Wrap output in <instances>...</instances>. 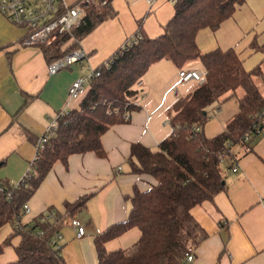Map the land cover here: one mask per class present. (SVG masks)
Segmentation results:
<instances>
[{
    "label": "crops",
    "instance_id": "crops-1",
    "mask_svg": "<svg viewBox=\"0 0 264 264\" xmlns=\"http://www.w3.org/2000/svg\"><path fill=\"white\" fill-rule=\"evenodd\" d=\"M100 10L107 16L72 48L83 50L85 56L52 74L47 64L56 59L51 58L58 48L69 45V40L60 46L57 41L51 45H21L25 26L0 12V179L18 182L29 170L37 138L50 120L77 104L78 99L67 98L68 83L108 59L136 33L150 38L159 35L174 5L173 0H107L96 11ZM196 43L201 51L233 48L243 67L252 69L263 56L257 46L264 44V0H245L216 28L199 29ZM183 67L201 73L204 70L198 60H190ZM178 70L166 58L151 64L135 84L133 102L137 108L130 112L128 120L111 125L101 135L104 154L74 153L66 165L55 161L27 200L29 210L20 218L23 224L49 208L57 212L54 227L61 234L63 264H95L94 236L125 219L135 187L142 190L154 183L151 176L131 171L130 145L140 142L156 148L170 135L171 126L164 121L170 118L174 102L188 96L195 83L182 81ZM257 81L264 85L258 78ZM241 93V89L236 90V94ZM237 109L236 95L209 105L204 133H219ZM236 162L237 171H232L230 161L222 164L225 188L213 199L191 208L207 236L191 249L193 259L184 264H264V125L249 149L239 148ZM85 193L91 195L84 207L72 216L66 214L64 203ZM71 217L84 225L82 236H76ZM12 227L9 222L0 227V242ZM139 234L137 227H131L107 240L104 246L107 250L127 247ZM18 241L15 235L4 247L1 263L15 259L13 246Z\"/></svg>",
    "mask_w": 264,
    "mask_h": 264
},
{
    "label": "trees",
    "instance_id": "trees-1",
    "mask_svg": "<svg viewBox=\"0 0 264 264\" xmlns=\"http://www.w3.org/2000/svg\"><path fill=\"white\" fill-rule=\"evenodd\" d=\"M244 1L173 0L174 12L159 35L150 38L136 33L95 67L98 74L88 79L87 89L74 107L58 112L54 134L37 151L19 183L0 179V227L7 222L13 225L11 233L0 242V254L13 236H19L13 246L15 259L0 264L64 263L60 248L49 242L57 231L54 223L59 216L55 209L49 208L23 224V204L55 161L66 165L74 153L104 154L101 135L111 125L128 120L122 114L137 108L133 102L135 84L151 64L162 58L178 69L190 60H198L204 68V80L195 82L188 96L174 102L170 135L156 148L131 143V171L151 176L154 183L142 190L135 187L125 219L94 236L95 264H184L185 253L207 236L191 208L213 199L225 188L223 162H236L239 148L249 149L264 125V88L257 83V78L264 83V44L257 46L263 53L261 60L246 70L233 48L201 51L196 43L199 29L216 28ZM106 16L105 11L87 7L80 24L57 40L58 45L69 40V45L57 47L51 59L70 52L76 41ZM237 89L242 90L240 95ZM232 95H236L237 111L223 130L207 136L203 130L209 119L207 107ZM90 195L66 201L65 213L72 216L84 207ZM48 213L50 217L44 218ZM131 227L140 231L137 240L124 248H105L107 240Z\"/></svg>",
    "mask_w": 264,
    "mask_h": 264
},
{
    "label": "built area",
    "instance_id": "built-area-1",
    "mask_svg": "<svg viewBox=\"0 0 264 264\" xmlns=\"http://www.w3.org/2000/svg\"><path fill=\"white\" fill-rule=\"evenodd\" d=\"M106 2L107 0H77L74 3H67L65 0H0V12L10 21L25 26L26 32L21 37V45H51L65 33L70 34L72 29L80 24L87 7L94 6L95 9H99ZM84 56L85 52L83 50L73 49L49 62L47 71L50 74L55 73L65 65L81 60ZM97 74L98 72L94 67L88 73L78 75L72 79L67 86L68 100L79 99L87 89L88 79ZM178 75L182 81L194 80L197 83H201L204 80L203 73L193 68L181 67L178 70ZM114 112H117V109ZM58 114L50 120L45 131L38 136L36 153L42 149L49 137L54 134ZM122 117L125 120L129 119L130 112L124 111ZM164 123H169V121L166 120ZM244 139H247V135L244 136ZM231 169L232 171L238 170L237 162L231 165ZM19 181L15 184H18ZM23 209L24 213L29 210L27 202L23 204ZM48 216L50 217V213L44 215V218ZM70 222L74 227L76 236H82L85 232V227L81 221L76 217H71ZM39 233H41L40 230ZM60 238V232L56 231L49 239V242L60 248ZM192 259L193 254L189 250L185 253L184 261H191Z\"/></svg>",
    "mask_w": 264,
    "mask_h": 264
},
{
    "label": "rangeland",
    "instance_id": "rangeland-1",
    "mask_svg": "<svg viewBox=\"0 0 264 264\" xmlns=\"http://www.w3.org/2000/svg\"><path fill=\"white\" fill-rule=\"evenodd\" d=\"M92 7L95 9V7H94V6H92ZM95 10H97V9H95ZM260 88H262V89H263V88H264V85L260 84ZM166 120H167V121H169V119H168V118H167ZM168 126H169V125H168Z\"/></svg>",
    "mask_w": 264,
    "mask_h": 264
}]
</instances>
